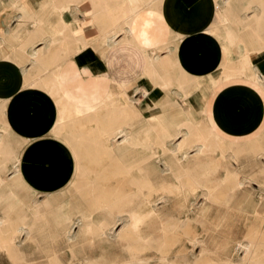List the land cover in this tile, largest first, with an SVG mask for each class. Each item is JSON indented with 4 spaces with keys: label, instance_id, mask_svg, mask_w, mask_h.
I'll list each match as a JSON object with an SVG mask.
<instances>
[{
    "label": "crops",
    "instance_id": "crops-1",
    "mask_svg": "<svg viewBox=\"0 0 264 264\" xmlns=\"http://www.w3.org/2000/svg\"><path fill=\"white\" fill-rule=\"evenodd\" d=\"M10 1L0 0V101H8L2 109L6 128L16 140L26 143L22 151V171L26 175L60 178L65 177L66 168L70 170V160L64 149L41 124L45 107L36 102L30 106L36 98L35 91L24 89L28 74L41 76L40 66L52 69L61 65L57 82L60 95L65 99L97 103L114 97L112 113L123 123L128 116L132 130H146L150 124L151 113L143 94L161 99L163 90L152 84L162 85L169 80L183 87H173L172 95L176 93L177 99H181L183 89L188 94L189 103H196L198 109L206 110L211 126L227 140L248 141L263 129L264 87L237 76L256 75L264 85L262 0ZM52 1L56 5L52 6ZM155 3L160 4L159 12L155 10ZM96 4H104L107 10L95 15ZM26 7L32 10H25ZM156 12L163 13L154 20ZM62 15L64 19H60ZM13 20L18 24L9 26ZM128 21L136 24L137 31L130 30ZM54 26L60 31L59 35L53 31ZM99 42L103 44L101 47ZM22 47L24 50L20 51ZM154 50L161 58L155 67L152 61ZM34 60L41 65L34 64ZM227 68L234 77L224 81ZM139 93L140 97L136 99ZM134 111H140L144 116L139 123L132 121ZM197 115L201 119L200 113ZM141 136L139 134L137 140H141ZM42 150L57 151L59 161L43 159L39 154Z\"/></svg>",
    "mask_w": 264,
    "mask_h": 264
},
{
    "label": "rangeland",
    "instance_id": "rangeland-1",
    "mask_svg": "<svg viewBox=\"0 0 264 264\" xmlns=\"http://www.w3.org/2000/svg\"><path fill=\"white\" fill-rule=\"evenodd\" d=\"M16 24V20H13L10 22L9 26H15ZM229 72L231 71L229 70ZM237 76L239 78L244 77L247 80H250L251 77V75L248 76V74H238ZM215 83L216 82L213 81V84ZM213 89L214 88H212V90ZM212 90L210 91L212 92ZM138 97H140V94L136 96V99ZM197 113H200L202 120L200 116L197 115L194 124L199 126L201 132L208 133L209 131H214V128L208 120V112L203 113L199 109ZM0 118L2 117L0 116ZM6 127L7 125L0 120V131L10 133ZM187 128L188 126L184 129ZM134 130L135 133L139 131L138 133L142 134L141 137H143L144 129L141 130L136 128ZM116 132L118 133L119 130H116L115 133ZM138 135H136L135 140L137 143L136 146L132 145L128 139L126 140L124 136L119 135L120 137H117L115 149L117 154L126 160L124 163L126 165H124V167L134 166L132 173L136 175L137 183H139L140 180L142 182V179H140V171L137 168L141 162V165H144V160L148 158L149 162L147 161L146 164L154 165L150 167L152 171V176L150 177L152 193L150 197L147 199L145 196L139 194L138 197L135 198L132 206L125 209L129 211L131 208H136L135 210L141 214H146L151 210L152 216L140 229L142 241L137 240V238L133 241V245L135 246L146 245L147 249L143 252L145 255H148V261L145 264L240 263V259L244 256V253L240 250L238 253L234 252L225 258L223 247L226 241L230 237L234 238V240H243L252 230L264 232V192L261 189L264 186V174L261 173L264 164L256 167L257 161L255 158L257 155L248 150H242L247 147H245L246 144H253L255 137L243 142H234L226 139V142L222 139L223 137L221 135L218 137H213L211 135L207 139L210 143L207 148L208 151L202 154L199 151L198 145H196V143L199 145L200 143H195V138L189 139V144H187L185 150L181 153V159L182 163L185 165V169L189 168L190 160L191 165L194 166L193 170L195 171V180L197 183L194 187H191L188 185L187 177L184 175L185 172H182L184 175L181 178L184 184L182 186L180 185V181L175 177H172L170 181H163L162 175L165 174L163 173L165 168L163 163L158 162L160 149L157 146H155L154 149L144 146L141 140H137ZM14 139L15 138H10L9 142H12L11 145L15 144V146H12L17 148L18 145L16 146V144H19L20 141ZM183 140L184 136H181L174 143L177 144ZM193 142L194 145H192ZM57 155L58 152L56 151V156ZM236 158L238 162L235 160ZM107 160L108 158H104L96 164L98 168L92 169L91 177L95 178V174L97 175L103 172L105 169L104 163L108 162ZM168 161L170 162L169 158ZM231 163L233 166H231L229 170L231 172L230 176H234L237 179L239 177L245 178L251 182L252 186L249 185L244 190L234 189L232 187V180L227 183L225 166ZM107 165V167H110V170L113 168L111 171L113 172L117 165H119V162L116 163L111 160ZM70 167V170L65 169V177H61L60 179H54L53 177L50 179L47 175L29 176V184L25 187L26 191H24V195L19 183L20 180L16 178L18 177V173L16 174L12 170H9L3 174L2 180L0 179V218L2 219H0V229L2 231H7L10 228L18 227V238L16 239L17 241H15L16 248L14 258L6 255L3 250H0V264H27V262H25L26 260L28 264H48L46 258L36 259V255L38 254L36 236L47 233L44 218L41 214H38L37 211L40 210L44 216H47V213L54 208L60 210L59 217L62 218L61 224H58V230L60 231L58 232L60 235L58 241L63 244L65 249L59 252V256L62 257L65 252H70L67 248L68 244L75 242L79 243L75 248L77 254L76 258L73 259L72 256L69 255L67 258L68 260L66 259L63 261L64 264H84L85 261L83 262V259H90L92 264H122L123 261L128 263L130 255L128 252V243L125 239L132 234L128 227L130 223L128 212L118 213L117 211H112L111 208L108 207L95 210V213H93L94 223L98 227L103 226V236L96 238L92 248V258H89L83 254V249L80 248V244L84 242L85 225L80 220L81 216H79L78 213L80 211L86 213V211H84L86 210L85 205L82 204L83 208L81 207V209L75 210L77 215L72 219L70 218L72 211L69 205L70 202L72 205H78L77 194L75 193V201L72 198L73 202L71 200L72 195L70 196V194H67L63 201L57 202L59 203L58 205L50 206L48 204L47 201H51L53 198L63 194L65 192V187L68 188L67 191L72 189L71 182L75 179V170L71 162ZM126 170L128 171V168L124 170L121 169L119 172H121V174L124 172L122 176H119V174L118 176L110 177L109 181L115 184L118 179H127L128 176L126 175H128V172ZM167 173H169V171ZM69 177L72 179H69ZM49 184L51 185L50 187ZM57 184L62 187L61 190ZM137 188L138 187H136V189ZM146 189V187L143 188V190ZM192 191L194 195L190 197V204L186 202V207L183 208L181 204H183L185 198H187ZM146 200L151 201L149 206L141 204V201L145 203ZM35 201L39 203H35ZM39 204L40 206H38ZM37 206L41 209H37ZM41 218H43L42 221ZM48 219L49 224H54V218L51 217V215ZM56 222L59 223V219H57ZM38 223H40L41 226H37ZM23 227L27 231H30L28 235L27 231L23 233L24 235L22 234ZM60 229H62V231ZM125 234L130 235H127V237ZM203 250H205V252H203ZM181 252L184 257L182 260H177L176 256ZM193 252L195 253L194 257H192L191 254Z\"/></svg>",
    "mask_w": 264,
    "mask_h": 264
},
{
    "label": "bare ground",
    "instance_id": "bare-ground-1",
    "mask_svg": "<svg viewBox=\"0 0 264 264\" xmlns=\"http://www.w3.org/2000/svg\"><path fill=\"white\" fill-rule=\"evenodd\" d=\"M156 1L157 0H155V2ZM262 1L264 2V0H262ZM13 2H15V1H13ZM47 4H48V2L46 3V5ZM54 4L56 5V3H54V2H53V5L52 4L51 5L54 6ZM13 5H15V4H13ZM87 6H88V1H87ZM159 6H160L159 3H155V10L158 11ZM55 8H56V6H55ZM88 8L89 7H87V9ZM217 9H219V8L217 7ZM25 10H32V8L26 7ZM106 10H107V8L104 4H96L94 6L93 13L95 15L96 14L101 15ZM50 11H51V9L49 10V12ZM64 11H62V12H64ZM86 11L88 12V10H86ZM8 12H9V10H8ZM49 12H47V13H49ZM66 12L67 11H65V13ZM69 12H70V10H69ZM158 12L154 13V20H156L158 18V15H161L163 13V12H161L160 14H158ZM139 13H140V11H139ZM20 15L22 16V14H20ZM19 18H21V17L19 16ZM62 18H63V15L60 19H62ZM91 18H93V17H91ZM151 18H152V16H151ZM0 19L2 20V18H0ZM160 19H163V18H160ZM84 20H86V19H84ZM89 20L91 21V19H89ZM57 21H60V20H57ZM19 24H20V22H19ZM90 24H91V22H90ZM127 24L129 25V28L132 32L137 31V26L135 23L128 21ZM33 25H35V23ZM38 26H39V24H38ZM55 26L52 28L56 29L57 27L55 28ZM85 26H87V24ZM162 27H164V26H162ZM14 28H16V27H14ZM73 28H74V26H73ZM94 28H96V27H94ZM99 28H101V27H99ZM54 29H53V31L55 33L60 32L58 29H56V30H54ZM88 29L91 30L92 27L87 28V30ZM210 29L212 30V28H210ZM89 31H87V32H89ZM125 31H127V30H125ZM98 32H99V30H98ZM127 32H126V34H127ZM8 34L11 35L12 32H11V34L10 33H8ZM59 34L60 33H58L57 35H59ZM129 36L130 35H128V37ZM120 37H121V35H120ZM49 38H47V39L50 40ZM48 40H47V43H48ZM115 40H117V39L115 38ZM6 41H7V39H6ZM96 41H95V43H96ZM88 42H90V41H88ZM43 43H45V41ZM95 43H93V44H95ZM101 43H100V47H101V45H103ZM179 43H181V42H179ZM50 44H51V42H50ZM88 45H89V43H88ZM90 46H92V44ZM45 47H46V45H45ZM94 47H95V45H94ZM34 48H35V46H34ZM80 48H82V47H80ZM46 49H48V48H46ZM94 49H92V50H94ZM23 50H24V48L22 47L20 49V51H23ZM78 50H79V48H78ZM85 51H87V49ZM166 52L168 53V51H166ZM173 52H175V51L173 50ZM156 53L157 52L154 50L153 57H152L153 67L156 66V64H157L156 62L160 58V56H159L160 54H158L156 56ZM80 54H81V51H80ZM144 54H146V52H144ZM168 54H170V53H168ZM76 55H79V54H75L74 56H76ZM96 55H98V53ZM32 57H34V56H32ZM98 57H99V55H98ZM70 58L71 57H69V59ZM76 58H78V57H76ZM250 60H251V58H250ZM64 61L65 60H63L61 62V64H63ZM35 62L38 63V65L39 64L41 65V62L39 63V61L34 60V64H35ZM66 62H67V60H66ZM32 66H34L33 60H32ZM60 67H61V65H58L55 68L49 69V68H43V66H40V73H42V74H40L41 76H35V77L33 76L34 77V80H33V77L31 76V74H28L27 78H26V84L24 87V89H28V90L31 89V90L35 91L36 98H35V100L31 101L30 106H32L34 104V102H36L39 106L45 107L42 111L41 124L47 129V132L49 134H51L52 137H54V139L57 141V143H59L61 145V148L64 149L65 153L69 157V160H70V162H71V164L75 170L74 171L75 172V179H74V181L71 182L72 189L67 191L68 188L65 187L64 188L65 192L63 194H60L58 197L53 198L51 201L47 198L49 200L47 202L50 206L51 205L55 206L56 204L58 205L59 203H57V202L63 201L66 198L67 194L68 195L70 194V196L72 195L71 200L73 198L75 201L76 200L75 193L77 194L78 205H76V204L72 205L71 202L69 205V207L72 211L70 218L72 219L74 216L77 215L75 210L81 209L82 204L85 205L86 210H84V211H86V213L82 212V211H80L78 213L79 216H81L80 220L85 225V234L83 233L85 235L84 236V242H82V244H80V248L83 249V254L85 256H88L89 258H92V255H93L92 248H93V245L95 244L96 238L103 236V232H102L103 226L98 227L94 223L93 213H95V210H98V209L103 208V207H108V208H111L112 211H117L118 213L128 212L129 218H130V223H129L128 227H129L130 232L132 234L131 235L125 234L126 236L130 235L129 237L127 236L128 238L125 240L128 243V252L130 255V259H129L128 263H126V261H123L122 264H145L148 261V255L147 254L145 255L143 252L144 250L147 249L146 245L135 246V245H133V241H135L136 238H137V240L142 241L141 235H140L141 234L140 229H141V226L152 216L151 210L148 211L146 214H141L135 210L136 208H131L129 211H127L125 209L132 206L133 202L135 201V198L138 197L139 194L141 196H145L147 199L150 197V195L152 193V188H151V183H150L151 182L150 177L152 176V171H151L150 167L152 166V164H146V162L149 160L148 158L144 160V162H143L144 165H141L142 162H141V164L138 162L140 165L137 168L140 171V174H141L140 179H142V182L140 180V182L137 183L136 175L132 173L134 166L133 167H126V166L124 167V165H126V164H124L126 160L124 158L120 157L117 154V151L115 149V146L117 143L116 140H117V137L119 135L124 136L126 140L128 139V141L131 142L132 145L136 146L137 143L135 140H136V135L139 134L138 133L139 131L135 133L134 130L129 128V124L127 121L128 116H127L126 122L123 123V122L118 121L117 116L112 113L114 97H113V99L109 98L108 100H103V101H100L97 103L92 102V100L65 99L64 98L65 96L62 97L63 95L62 96L60 95L61 89L59 90V84L57 82L58 72L59 73H60V71L62 72V68L59 71ZM43 74L45 75L44 77H43ZM252 74H253V72H252ZM231 77H234V75L230 74L228 68L225 69L224 75H223V80L224 81L229 80V79H231ZM251 77H250L249 81L257 82L259 85H262L264 87V85L262 84L261 81L258 80L256 75H251ZM147 79H149V78H147ZM110 80H112V79H110ZM115 84H117V83H115ZM140 84H142V83H140ZM218 84H219V82H218ZM152 85L154 87H157L159 90H163L164 96L160 99V98L152 97L148 93L143 94L144 98H146L148 101V107L150 109L151 117H150V124L146 126V127H148V126L149 127L146 128V130L145 129L143 130V137H141V142L144 146H146V147L148 146L151 149H154L155 146H157L160 149V153H159L160 157L158 158L159 161L158 160L157 161L159 163L164 164L165 169H164V172L162 171L163 173H165L162 175L163 181H170V179L172 177H175L180 181V185L182 186L184 184L181 181V178H182V176L186 175L188 185H190L191 187H194L197 183L195 180V171L193 170L194 166L191 165V160H190L189 168L185 169V165H184V163H182L181 153H182V151L185 150V147L187 146V144H189V139H191V138H195V143L196 142L200 143V145L197 143H196V145H198V148H199V151L201 154L203 152H207L208 151L207 150L208 145L210 144L209 141H207V139L211 135L213 137H218L220 134H218L215 131V129H213L214 131H211L212 133L210 131L208 133H204V132L202 133L199 126L197 124H194L196 122V113L199 110L198 107L196 105H192L191 102L189 103L190 99L188 97V94L183 89H181L182 90L181 99H177L178 94L173 93V95H172V93L170 92L171 89L173 87H176V86H178V87L180 86V88H183L182 84L173 83V81L169 80L168 83H163L162 85L159 83H153ZM197 91H198V89H197ZM193 93H194V91H193ZM108 95L112 96V94H108ZM133 95H134V92H133ZM190 96H192V95H190ZM129 100H130V98H129ZM5 101H7V100H5ZM5 101L4 102L0 101V114H1L0 116L2 117V118H0V120L3 122H4V116L2 114V112H3L2 109L7 106V102H8V101L7 102H5ZM138 102H140V101H138ZM201 111L203 113H207L206 110H201ZM132 116H133L132 121L133 122L135 121L136 123H139V121L144 117L140 111H134V115L132 114ZM186 126H188V128L184 129ZM116 130H119V132L115 133ZM181 136L182 137L184 136V140L177 143V144L174 143ZM10 138H14L11 133L0 131V179L2 180V176L4 173H6V171L12 170L14 173H16V174L18 173V177H16V178H18L20 180L19 183H20L23 195H24V191H26L25 187H27V184H29V176L26 175L25 173H23V171H22V165H23L22 151H23L26 143L20 142L19 144H16V146L17 145L18 146H17V148H15L14 147L15 144H12V145H14V146H12L11 145L12 142L11 143L9 142ZM222 139L226 141V138L223 137ZM237 144H239V143H237ZM192 145H194V142L192 143ZM245 147L246 148H243L242 150H248L249 152L257 155L255 158L257 161L256 167L262 166V164H264V162H263L264 161V127L261 130V132L255 136V140L253 141V144L248 143L245 145ZM39 154L43 159H47V160L53 161V162H58L60 159V157H58V155L56 156V151H54V150H50V151L49 150H42L41 153H39ZM104 158H108V160H107L108 162L104 163L105 169L103 170V172H101L97 175L95 174V176H94L95 178L91 177L92 169L98 168L96 164L99 163V161L104 159ZM168 158L170 159V162L168 161ZM111 160L116 162V163L119 162V165H117L116 169L113 172H111L113 168L110 170V167H107L108 166L107 164ZM235 160L238 162L237 158ZM231 166H233L232 163L228 164V166H225L226 172H227V174H226L227 175V178H226L227 183L232 180V182H233L232 187L234 189H243V190L245 188H247L249 185H251V182L245 178L239 177L237 179L234 176L231 177L230 176L231 172L229 171ZM127 168H128V171L126 170L128 172V175H126V176H128L127 179H123V180L118 179V180H116L115 184H112L109 181L110 177H115V176H118L119 174H120L119 176H122V174L124 172L121 174V172H119V171H121V169L124 170ZM262 168L263 169L261 170V173L264 174V165ZM66 169H68V168H66ZM157 170H161V169H157ZM168 171H169V173H167ZM182 172H185L184 175L182 174ZM241 174H243V173H241ZM59 177L61 178L64 176H59ZM50 179H52V178L50 177ZM54 179H58V178L56 177ZM69 179H72V178L69 177ZM50 186L51 185L49 184V187ZM57 186L61 190L62 187H60L59 184H57ZM135 186L138 188L136 189ZM145 187L147 189L143 190V188H145ZM43 188H45V187H43ZM36 189H38V188H36ZM261 189L264 192V186ZM4 195H3V197H4ZM192 195H194L193 191L189 194V196L187 198H185L183 204H181V206L183 208L186 207L185 206L186 202H188L190 204V202H191L190 197ZM37 200H38V198H37ZM37 202L38 201H35V203H37ZM72 202H73V200H72ZM141 204L149 206L151 204V201L146 200L145 203L141 201ZM138 205H139V203H138ZM38 206H40V204ZM38 206H37V209L40 208ZM15 207H17V206H15ZM13 209H15V208H13ZM59 212H60V210L54 208L53 210H51L50 212L47 213V216L46 215L44 216L40 212V210L37 211V213L41 214L42 217L44 218L47 233L42 234L40 236H36L37 237L36 238V245L38 248V254L36 255V259L37 258H46L48 261V264H64L63 261L66 260L69 255H71L73 259H75L77 256L75 248L79 245L78 242L68 244L67 248L70 250V252H68V253L65 252L62 257L59 256V252L61 250L65 249V247H63V244L60 241H58V238L60 236L58 234V232H60L58 230V226H59L58 224H61V220H62V218L59 217ZM50 215H51V217L54 218L53 219L54 224H52V225L49 224V221H48L49 220L48 217ZM43 218H41V221L43 220ZM57 219H59V223L56 222ZM37 226H41V224L38 223ZM33 227H34V225H33ZM129 229H128V231H129ZM60 230L62 231V229H60ZM25 231H27V230L24 229V227H23L22 228V234L25 233ZM29 233H30V231H27V235ZM22 234H20V235H22ZM147 236H149V235H147ZM17 238H18V227L10 228L7 231H2L0 229V250H3V252L6 253V255L14 258L15 248H16V245H15L16 242L15 241H17L16 240ZM26 245H28V244H26ZM223 250H224L225 258L234 252L238 253L239 250L242 251L244 253V256L240 259V263H238V264H264V232L263 231L259 232L258 230H255V231L252 230L250 232V234L247 237H245L243 240H238V239L234 240V238L230 237L226 241V243L223 247ZM203 252H205V250H203ZM191 254H192V257L195 256L194 252ZM16 256H17V253H16ZM183 257L184 256L181 252V253H178V255L176 256V259L182 260ZM237 258H239V257H237ZM73 259H72V261H73ZM194 259H196V258H194ZM30 261H32V260H30ZM25 262H27V264H28L27 260ZM83 262H84V264H92L91 263L92 261L90 262V259H86V260L83 259ZM14 264H16V263H14ZM172 264H179V263H172Z\"/></svg>",
    "mask_w": 264,
    "mask_h": 264
}]
</instances>
